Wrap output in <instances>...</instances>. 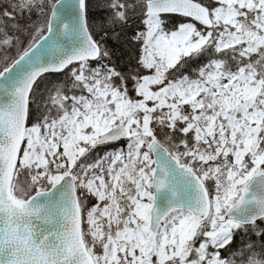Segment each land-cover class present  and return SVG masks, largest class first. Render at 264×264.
<instances>
[{
  "label": "rangeland",
  "instance_id": "374dc122",
  "mask_svg": "<svg viewBox=\"0 0 264 264\" xmlns=\"http://www.w3.org/2000/svg\"><path fill=\"white\" fill-rule=\"evenodd\" d=\"M213 1L210 14L214 27L202 29L203 33L183 25L166 34L160 30L158 18L147 17L144 60L153 74L138 88L137 101L110 82L94 79L88 82L91 87L87 97L74 100L71 110L59 120L26 128L19 167H40L39 175H44L48 165L66 168L81 157L87 160L99 136L113 126L122 125L127 130L124 150L72 170L78 174L81 191L87 194L91 186L96 195L94 209H87L91 210L90 227L99 222L98 232L89 234L97 264H141L149 258L158 264H222L214 251L229 241L236 225L220 218L239 198L251 175L247 176L248 168L241 162L247 156L252 161L251 172H255L264 160V155L254 154L258 152L262 122L259 104L264 78V0ZM202 47L212 57L225 50L251 56L260 61L262 72L259 75L250 67L227 74L218 61H206L197 81L177 82L151 93L150 87L162 81L161 71ZM174 98L180 106L187 105L188 110L181 109L179 116L187 121L191 115L198 126L195 152L204 161L203 177L214 185L211 216L198 225L191 215L176 212L157 235L151 236L147 229L151 207L148 187L153 173L147 151L152 139L148 103L156 99L167 106V100ZM176 112L173 110V116ZM55 177V173L49 175V182ZM97 245L98 255L93 252Z\"/></svg>",
  "mask_w": 264,
  "mask_h": 264
},
{
  "label": "water",
  "instance_id": "95a60500",
  "mask_svg": "<svg viewBox=\"0 0 264 264\" xmlns=\"http://www.w3.org/2000/svg\"><path fill=\"white\" fill-rule=\"evenodd\" d=\"M155 13L180 14L206 29L212 27L209 11L186 0L148 3L147 14ZM98 55L86 27L85 0H60L52 9L46 34L0 74V264H94L82 238L81 209L72 175L26 201L12 196L11 185L35 82L42 75L61 73L73 63ZM125 138V129L116 126L93 149ZM148 148L155 165L150 231L154 234L162 219L175 210L191 212L198 222L206 219L210 202L199 177L156 142H150ZM225 218L245 226L264 220V162Z\"/></svg>",
  "mask_w": 264,
  "mask_h": 264
},
{
  "label": "trees",
  "instance_id": "16d2710c",
  "mask_svg": "<svg viewBox=\"0 0 264 264\" xmlns=\"http://www.w3.org/2000/svg\"><path fill=\"white\" fill-rule=\"evenodd\" d=\"M55 1L33 0L22 3L21 0H0V71L45 32L50 10ZM147 1L86 0L87 28L101 48V56L96 62L82 63L62 74H51L42 78L30 98L29 122H50L61 118L71 108L68 97L74 99L86 97L91 85V82L90 84L88 82L96 77L106 80L107 83L110 82L111 86L118 87L132 101H137V88L150 73L141 63ZM193 1L209 10L215 5L213 0ZM164 19L166 21L163 26L166 30L174 29L182 20L186 22L178 16H166ZM194 26L196 31L203 33L199 27ZM208 52L206 47H202L178 59V63L167 70L164 84L193 73L192 79L196 78L206 61H218L221 69L228 73L250 67L256 68L259 75L262 72L260 61H254L251 56L225 50L212 57L207 54ZM261 94L263 95L259 109H261L262 122L258 152H254L255 155H264V78ZM63 96L66 99L59 105ZM174 105V100L169 108L157 107L155 103L150 105L151 111L148 117L150 134L182 165L192 169L202 178L204 161L195 152V148H192L194 143L199 144L196 136L198 126L192 122L191 115L187 121L181 116L174 117ZM181 109L188 110L187 105H182L178 110ZM120 144L123 145L122 149L126 148L125 142ZM118 151H120L119 147L113 145L98 149L95 154L90 152V157L83 162V165L90 166L107 153ZM241 165L248 168V176L252 170V161L245 156ZM54 171L55 169L53 170L49 165L48 174ZM32 176L37 177L30 174L21 179L18 171L14 188L17 196L26 198L35 191L46 190L51 185L45 174L39 175L36 180ZM204 182L211 195L214 188L212 182L210 180ZM79 197L85 205L91 199L88 195L85 197L79 195ZM218 259L225 264H264V220L252 226L235 228L231 233L230 242L218 250Z\"/></svg>",
  "mask_w": 264,
  "mask_h": 264
},
{
  "label": "bare ground",
  "instance_id": "6f19581e",
  "mask_svg": "<svg viewBox=\"0 0 264 264\" xmlns=\"http://www.w3.org/2000/svg\"><path fill=\"white\" fill-rule=\"evenodd\" d=\"M92 4V3H91ZM133 7V6H132ZM93 14V13H92ZM120 29V28H119Z\"/></svg>",
  "mask_w": 264,
  "mask_h": 264
}]
</instances>
